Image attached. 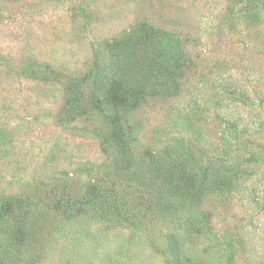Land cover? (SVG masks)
I'll use <instances>...</instances> for the list:
<instances>
[{"label": "rangeland", "instance_id": "obj_1", "mask_svg": "<svg viewBox=\"0 0 264 264\" xmlns=\"http://www.w3.org/2000/svg\"><path fill=\"white\" fill-rule=\"evenodd\" d=\"M253 1L0 0V205L37 197L48 181L42 191L56 199L61 184L101 174L113 156L102 116L61 121L65 79L87 75L83 90L103 93L105 41L143 17L178 33L195 63L176 95L123 110L133 150L182 140L234 171L226 191L205 198L207 217L188 238L173 222L131 230L104 226L98 213L67 221L50 210L39 256L29 255L33 234L13 264H264V17L250 24L239 11ZM45 66L44 78L33 74Z\"/></svg>", "mask_w": 264, "mask_h": 264}, {"label": "trees", "instance_id": "obj_2", "mask_svg": "<svg viewBox=\"0 0 264 264\" xmlns=\"http://www.w3.org/2000/svg\"><path fill=\"white\" fill-rule=\"evenodd\" d=\"M261 1L263 5L256 0L239 10L250 24L264 17V0ZM229 13H234L232 6ZM104 44V92L86 93L83 86L87 75L66 78L60 119L71 122L79 117L102 116L103 141L113 149V156L101 174L89 182L61 184L56 199L49 191H42L50 181L34 192L35 198H4L0 205V264H13L20 256V239L24 244L25 237L33 234H37L40 245L29 255L39 256L48 239L47 225L53 218L50 210L56 212L57 218L70 214L67 221L98 213L95 217L104 226L131 230L151 231L158 220L173 222L188 238L192 231L200 230L207 217L202 210L205 198L226 191L231 185L234 171L211 166L203 149L182 140L158 152L146 148L136 154L123 124V110L135 108L151 97H170L180 92V80L195 63L183 38L143 17ZM45 70L51 72L47 68L33 74L44 78Z\"/></svg>", "mask_w": 264, "mask_h": 264}]
</instances>
